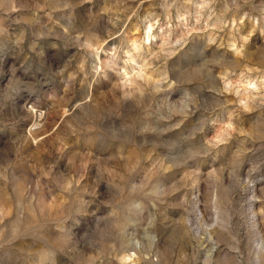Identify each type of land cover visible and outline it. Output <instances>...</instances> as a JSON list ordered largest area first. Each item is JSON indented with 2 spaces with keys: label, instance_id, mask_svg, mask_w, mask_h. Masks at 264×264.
<instances>
[{
  "label": "rangeland",
  "instance_id": "1",
  "mask_svg": "<svg viewBox=\"0 0 264 264\" xmlns=\"http://www.w3.org/2000/svg\"><path fill=\"white\" fill-rule=\"evenodd\" d=\"M0 264H264V0H0Z\"/></svg>",
  "mask_w": 264,
  "mask_h": 264
},
{
  "label": "bare ground",
  "instance_id": "2",
  "mask_svg": "<svg viewBox=\"0 0 264 264\" xmlns=\"http://www.w3.org/2000/svg\"><path fill=\"white\" fill-rule=\"evenodd\" d=\"M150 30V26L148 27V30L147 31H149Z\"/></svg>",
  "mask_w": 264,
  "mask_h": 264
}]
</instances>
